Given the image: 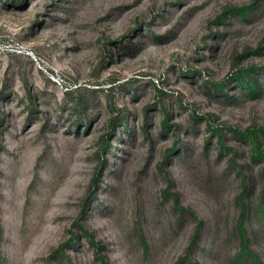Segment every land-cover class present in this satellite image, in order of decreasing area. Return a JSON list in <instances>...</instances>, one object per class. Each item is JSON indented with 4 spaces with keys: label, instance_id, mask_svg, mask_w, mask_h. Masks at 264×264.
<instances>
[{
    "label": "rangeland",
    "instance_id": "rangeland-1",
    "mask_svg": "<svg viewBox=\"0 0 264 264\" xmlns=\"http://www.w3.org/2000/svg\"><path fill=\"white\" fill-rule=\"evenodd\" d=\"M263 129L264 0H0V264L264 263Z\"/></svg>",
    "mask_w": 264,
    "mask_h": 264
},
{
    "label": "trees",
    "instance_id": "trees-1",
    "mask_svg": "<svg viewBox=\"0 0 264 264\" xmlns=\"http://www.w3.org/2000/svg\"><path fill=\"white\" fill-rule=\"evenodd\" d=\"M236 79L241 81L242 85H245V80L242 78V75H240V77H238ZM224 87H225L224 85H217L216 89H217V91L222 92ZM119 121L121 122L122 120H119ZM262 131L264 132V129ZM241 136H243L244 138H247L251 141V143L253 145V152L252 153H253V156L255 158H258V159L264 158V149L262 148V142H261V139L259 136H257V135H252V136L241 135ZM221 138L223 139L222 136H221ZM263 173H264V170H263ZM259 212L261 213L262 217H264V199L260 204ZM246 216H247L246 212L245 213L243 212V214L241 216V220H240V225H239L240 226L239 229H240L241 243H242V255L246 258L251 259L252 264H264L262 262L261 258L259 257V255L256 252H254L249 246L248 234H247V230H246L245 225H244ZM102 264H108V263L103 260Z\"/></svg>",
    "mask_w": 264,
    "mask_h": 264
}]
</instances>
